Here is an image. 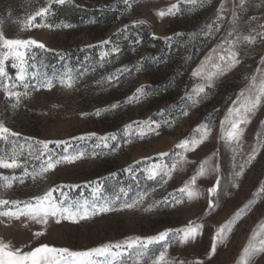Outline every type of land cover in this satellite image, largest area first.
Listing matches in <instances>:
<instances>
[{"label":"rangeland","instance_id":"1","mask_svg":"<svg viewBox=\"0 0 264 264\" xmlns=\"http://www.w3.org/2000/svg\"><path fill=\"white\" fill-rule=\"evenodd\" d=\"M222 2L225 18L219 21L217 10ZM129 3L131 8L124 0L52 3L50 15L43 21L52 27L22 31V22L38 8L46 6L48 0H0V30L6 38L35 39L51 50L32 49L35 58L29 60L28 75L23 82L16 78L18 69L12 66V58L5 61L8 75L0 77L2 85H6L9 92L27 94L21 95L17 103L16 97L7 96L4 87L0 86V123L10 132L19 134H5L7 139H0V156L11 160L16 153L19 164L14 168L0 167V199L21 202L18 206L0 207V211H15L17 207L22 210L26 203L35 204V197L57 186L62 187L53 195L63 201L64 206L87 200L90 205L95 203L99 207L119 195L113 204L117 210L79 223L62 221L56 224L50 218L48 224L43 225L27 216L20 219L0 216V241L22 252L45 244L79 252L129 237L155 236L166 229H181L192 221L204 225L202 234L184 245L170 234L169 258L184 264H196L197 261L237 264L252 230L264 222V199L238 220L211 258L209 253L216 229L253 199V193L264 181V148H261L257 158L246 165L243 176L236 181L238 187L232 186L234 171L244 163L252 147L264 141V104L251 114L248 124L242 125V150L236 153L233 152L234 145L224 138L221 121L238 93L250 84L251 77L257 75L259 81L264 75L257 73L258 67L264 69L261 62L264 41L241 46L238 49L241 63L225 75L214 78L212 86H206L205 93L197 98L195 90L206 85V80L203 73L194 76L193 72L212 49L228 38V32L234 27L233 0H198L196 5L186 0H129ZM173 4L178 5L174 15L163 18L156 15ZM235 11L239 17L235 27L243 34H248L250 27H256L257 21L264 24V0H246L245 6ZM69 15L75 18H63ZM251 17H256L257 21H251ZM141 20L146 23H137ZM37 22H40L39 17ZM217 24L219 31L213 30L209 35L206 26L212 25L215 29ZM104 40L110 43L101 45ZM112 48L119 51L112 52ZM101 52L109 55L102 58ZM212 62H219L218 54H213L212 61L204 66V72L212 70ZM68 69L75 77L71 89L59 83V78ZM110 75L118 79L108 81ZM45 79L53 80L55 86L51 90H35ZM24 83L28 88L23 86ZM141 86L146 94L129 102L128 98ZM189 96L199 102L194 104ZM113 104L118 107L111 108ZM97 110H101L99 115H96ZM184 111L188 115H183ZM85 113L87 115H83ZM150 120L158 122L160 127L152 124L155 131L144 128L147 134L141 138L140 127L133 122L142 124ZM129 124L132 128L126 130L125 126ZM202 124L211 128L202 144L194 151L177 147L185 139H198L202 133L194 130ZM91 133L96 135L89 137ZM111 134H115V140H100ZM81 136L85 139H74ZM56 140L68 141L69 146L65 152L64 145L50 144L53 159L75 152H83L84 157L36 175L48 156L46 153L40 159L36 158L42 151V145L36 142ZM160 153L167 155L161 157ZM181 156L189 162H181ZM209 158L210 166H216L218 171L197 177L195 187L201 196L189 202L178 189L197 173L200 162ZM176 162L180 163L171 178L162 173L150 180L143 171L152 164L170 168ZM130 166L133 171H125ZM217 178L220 186L217 195L212 197L216 206L209 210L207 190ZM9 182L11 187H7ZM97 185L99 192L94 196L92 189ZM121 188L125 189L126 195L120 193ZM61 192L66 195L62 196ZM139 193L147 194L143 204L134 209L120 208ZM173 197L183 198L184 202L176 204ZM148 205L154 207L144 211ZM36 232L44 234L36 237ZM162 243L151 245L149 256L157 255L162 250ZM93 259L101 262L104 258ZM252 264H264V254L257 255Z\"/></svg>","mask_w":264,"mask_h":264},{"label":"snow or ice","instance_id":"2","mask_svg":"<svg viewBox=\"0 0 264 264\" xmlns=\"http://www.w3.org/2000/svg\"><path fill=\"white\" fill-rule=\"evenodd\" d=\"M66 0H48V4L44 7L38 8V10L34 11L31 15H29L25 21L22 22L21 30H30L31 28H50L52 25L47 23H43L48 15H50V9L52 3L63 5ZM187 3L196 5L198 0H186ZM125 5L131 8V4L129 0H124ZM246 4V0H233V15H232V24L234 27L231 31L228 32V38L223 42V44L219 45L217 48L211 50L209 55L205 58L204 61L201 62V66L193 72L194 76H201L203 73L204 79L206 80V85L200 86L195 90V97H200L201 93H205V87L212 86L214 82V78L225 75L226 73L232 71L237 65L241 63L240 59H238L240 53L239 48L243 45H253L258 40L264 41V24H260L257 21L256 17H251V21H257L256 27H250L248 34H243L238 27H235L238 22V15L235 11L236 8H243ZM175 10H178V5L173 4L167 10H160L156 13V15L160 18H163L166 15H174ZM225 11V5L222 2L219 9L217 10V20L222 21L225 17L223 16V12ZM40 18V22H37V18ZM139 24L146 23L145 21H137ZM64 27H70V25H64ZM209 29L208 34L210 35L213 30L219 31V24L216 25L215 29H213L212 25L206 26ZM127 26H125L126 30ZM109 40H104L101 42V45L109 44ZM224 44H227V48H224ZM88 47H92L89 45ZM40 49L45 52L51 51L46 47V45L42 42H39L35 39H8L5 37L2 30H0V77H7V72L5 71V61L9 59V57L13 60V67L17 68V80L20 82L25 81L28 75V67L29 60L35 58V53H32V49ZM219 49H223V51H218ZM112 52H118V48H112ZM28 53H32L31 56H28ZM213 54H218L219 62H212L210 67L212 70L204 72V66L208 64L209 61H212ZM101 57H106L109 55L108 52H101ZM261 62L264 64V57H261ZM34 66V65H32ZM120 72L121 70H117ZM123 71H127L124 69ZM257 73H264V69L258 67ZM114 75H110L107 77L108 81H112ZM247 79V77H246ZM257 75H253L251 77L250 84L242 89L235 101H233V106L229 108L225 119L221 121V130L224 134V138L230 143V145H234L233 152L236 153L241 149V140L244 133V128L242 125L248 124L251 119V114H254L255 111L264 104V75H261L259 78ZM59 83L62 87L71 89L75 83V77L72 74L71 69L65 71V73L59 78ZM0 86L4 87L5 94L9 97H16L17 103H19V98L21 95H26L27 93L20 92H9L6 85H2L0 82ZM25 88H28V84L24 83ZM55 86L53 80L45 79L40 82L38 87L35 90H39L40 88H44L47 90H51ZM144 86L136 89V93L128 98V101H136L140 96L145 95ZM188 99L192 100L193 103H198L199 100L195 99L192 96H189ZM15 107V105H13ZM118 107L117 104L111 105V108ZM101 110H97L96 115L100 114ZM163 112V110H161ZM83 115H87L86 113ZM183 115H188L187 111L183 112ZM138 124L140 127L139 135L143 138L147 133L144 131V128H147L148 131H155L151 127L152 124L156 125V128L160 127V124L155 121H145L141 123L133 122ZM225 125H228L226 128ZM132 125H126L125 129H131ZM195 132L202 133L198 139H185L177 145L178 148H182L185 151H194L196 147L202 144L210 135L211 128L207 124H202L194 130ZM12 136L19 135L18 133L10 132L8 128H6L2 123H0V139H7V135ZM95 133L89 134V137L95 136ZM79 140H84L85 137L81 136L78 138ZM108 139L115 140V134H111L107 137H101L100 140L107 141ZM39 145H42V151L36 157L40 159L41 156H44L46 153L48 154L47 160L42 163L41 169L39 173L36 175H43L48 173L49 171L55 170V168L62 164L67 163L71 164L80 160L84 157L83 152H75L72 154H67L59 159H53L52 150L49 149L50 144H55L57 147L64 145L65 152H67L69 142L65 140H56V141H37ZM107 143H105V147H107ZM31 148V145H29ZM261 148H264V141H260L257 145H254L249 153H247L246 159L244 163L240 164L238 170L233 173V187H238L236 181L243 176L245 172L246 165H250L256 158ZM31 154V153H30ZM95 155V153H93ZM161 157L167 155L166 153H160ZM16 153H13V158L11 160H6L4 157L0 156V167L2 168H14L18 167L19 164L15 159ZM148 159V158H146ZM180 161L183 163H188L186 157L181 156ZM139 163V161L137 162ZM180 162L173 163L169 168L167 165L160 164H152L149 167L145 168L143 171L147 174L148 179H156L157 176H161V174L167 175L171 178L172 172L177 169V164ZM182 166V164H181ZM127 172H132L133 169L130 166L125 169ZM218 171L216 166H210V158L204 161H201L199 164V168L197 173L192 176L189 181H186L184 186L178 189V191L186 195L187 200L189 202L198 199L201 196L200 191L195 187L197 177L206 176L212 172ZM112 175H115L113 173ZM7 180L8 178L5 177ZM23 182V181H21ZM167 183V181H164ZM92 184H96L97 182H91ZM11 182L7 184V187H11ZM220 186V180L217 178L215 184L210 187L207 191L209 194L208 200V209L213 210L215 208V201L212 197L216 196L218 193V188ZM62 186H57L48 189L42 196L35 197V204L26 203L24 205V209H19L13 211L11 209L6 211H0V216L20 219L21 216L30 217L31 220L35 221L38 224L47 225L49 219H54L56 224H60L62 221H69L71 223H79L82 220H89L94 216L107 213L110 211L117 210L113 207V204L116 200L119 199V195H116L114 199L107 200L105 203L99 207L96 206L95 203L91 205L87 200L83 203L75 202L70 203L67 206H64L63 201L57 199L53 193L60 191ZM93 195L99 192V186L97 185L92 189ZM120 193L126 195L125 189L121 188ZM61 195L64 196L63 192ZM146 193H139L134 199L130 202H124L121 204V209H134L145 201ZM172 195V194H169ZM176 204L183 203V198L173 197ZM260 199H264V181H262L257 188V190L253 193V199L249 200L247 204H245L242 208L238 209L234 216L221 224L215 231L212 237L211 250L209 253V258L216 253L217 245L219 243H223L228 235L233 231L234 226L238 222L239 219L242 218L243 215L246 214L247 211L251 210V207L259 202ZM167 201V198H165ZM20 201L15 200H7L0 199V207L8 206V205H20ZM159 203V202H158ZM154 207V205H148L144 207V211H150ZM207 214V213H206ZM204 225L202 223H193L189 221L188 225L181 229H166L158 233L155 236L148 237H129L124 241L118 242H109L103 244L99 247L92 248L86 251H71L67 248H56L53 246H49L47 244L41 245L32 249L31 251L22 252L21 249H13L9 243H5L0 241V264H184L183 261H173L168 257V248L170 246L171 240L169 239L170 234H173V238L178 240L181 245L188 244L189 242L194 241L197 236L202 234V230ZM43 232H36L34 235L39 237L43 235ZM162 243V250L158 252L157 255L149 256L151 251V245H157ZM264 254V222L259 223L253 230L248 239V242L242 249L239 260L237 264H252L254 258L257 255ZM93 257H103V261L98 262L93 259ZM196 264H203L202 261H197Z\"/></svg>","mask_w":264,"mask_h":264},{"label":"trees","instance_id":"3","mask_svg":"<svg viewBox=\"0 0 264 264\" xmlns=\"http://www.w3.org/2000/svg\"><path fill=\"white\" fill-rule=\"evenodd\" d=\"M59 10H60V11H63L64 9H63V8H59ZM70 14H72V13H70ZM69 16H70V17H63V18H66V19H67V18H75V17H71L72 15H69ZM70 20H72V19H70Z\"/></svg>","mask_w":264,"mask_h":264}]
</instances>
